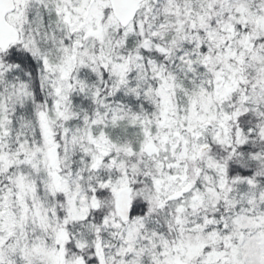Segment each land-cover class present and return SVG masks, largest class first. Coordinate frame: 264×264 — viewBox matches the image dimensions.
Returning <instances> with one entry per match:
<instances>
[{
  "label": "snow or ice",
  "instance_id": "1",
  "mask_svg": "<svg viewBox=\"0 0 264 264\" xmlns=\"http://www.w3.org/2000/svg\"><path fill=\"white\" fill-rule=\"evenodd\" d=\"M0 264H264V0H0Z\"/></svg>",
  "mask_w": 264,
  "mask_h": 264
}]
</instances>
